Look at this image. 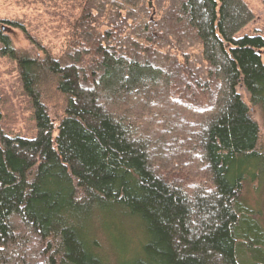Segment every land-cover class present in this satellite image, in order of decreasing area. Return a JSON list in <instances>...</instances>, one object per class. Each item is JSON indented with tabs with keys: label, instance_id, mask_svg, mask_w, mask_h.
<instances>
[{
	"label": "trees",
	"instance_id": "obj_1",
	"mask_svg": "<svg viewBox=\"0 0 264 264\" xmlns=\"http://www.w3.org/2000/svg\"><path fill=\"white\" fill-rule=\"evenodd\" d=\"M63 6L58 56L0 31L36 120L32 139L0 127V264H264L242 207L264 170L237 90L264 120V37L237 38L245 0ZM45 88L64 98L58 126ZM116 219L137 226L131 244Z\"/></svg>",
	"mask_w": 264,
	"mask_h": 264
},
{
	"label": "rangeland",
	"instance_id": "obj_2",
	"mask_svg": "<svg viewBox=\"0 0 264 264\" xmlns=\"http://www.w3.org/2000/svg\"><path fill=\"white\" fill-rule=\"evenodd\" d=\"M245 2L254 20L237 38L264 37V0ZM64 11L63 0H0V31L4 30V34L10 37L16 51L35 53L41 57L45 53L58 56L65 48L70 32ZM2 48L0 39V127L6 134L32 139L36 132L32 104L24 91L16 62L3 56ZM262 56L264 60V52ZM237 90L249 106L252 119L259 125L260 145L264 146L263 115L259 108L250 103L244 86H239ZM44 92L49 113L58 126L63 115L64 98L53 88H45ZM247 182L249 184H244L242 193V207L246 215L252 218L250 225L256 231L257 257L264 260V170L261 177L250 176ZM116 223L124 229L123 236L131 244V238L134 240L138 233L137 226L120 219H116Z\"/></svg>",
	"mask_w": 264,
	"mask_h": 264
}]
</instances>
